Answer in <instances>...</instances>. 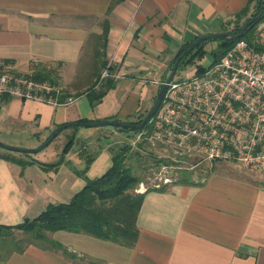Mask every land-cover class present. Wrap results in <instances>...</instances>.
Returning <instances> with one entry per match:
<instances>
[{"label": "crops", "instance_id": "obj_1", "mask_svg": "<svg viewBox=\"0 0 264 264\" xmlns=\"http://www.w3.org/2000/svg\"><path fill=\"white\" fill-rule=\"evenodd\" d=\"M248 2L0 0V60L20 72L33 65L54 70L68 94L84 92L101 71L94 58L82 60L83 53L87 47L94 52L91 34H100L107 20L105 54L114 82L94 106L85 94L63 105L1 96L0 141L36 148L62 124L138 120L153 105L179 49L223 29ZM71 127L62 130L63 142L73 136V144L54 168L47 165L59 160L61 148L45 153L44 147L29 157L0 148V154L43 164L21 166L0 158V224H18L50 203L69 201L111 166L113 154L129 139L122 136L127 131L112 127ZM141 193L133 247L55 231L49 237L74 258L30 244L0 264H264V171L214 172Z\"/></svg>", "mask_w": 264, "mask_h": 264}, {"label": "built area", "instance_id": "obj_2", "mask_svg": "<svg viewBox=\"0 0 264 264\" xmlns=\"http://www.w3.org/2000/svg\"><path fill=\"white\" fill-rule=\"evenodd\" d=\"M34 66V65H33ZM36 66V65H35ZM0 60V97L16 96L63 105L59 82L37 80ZM109 76L108 69L100 79ZM137 138L197 160L233 161L264 171V32L249 42L238 38L208 67L167 84L163 100Z\"/></svg>", "mask_w": 264, "mask_h": 264}, {"label": "trees", "instance_id": "obj_3", "mask_svg": "<svg viewBox=\"0 0 264 264\" xmlns=\"http://www.w3.org/2000/svg\"><path fill=\"white\" fill-rule=\"evenodd\" d=\"M253 2L255 3V12L252 17L257 16L264 10V0H249L247 6L241 12L232 17L237 18L242 16ZM229 20L230 18L224 23V25L227 24ZM263 21L264 11L248 25L241 38L252 42L256 38L255 31L257 30L258 25ZM101 25L102 32L100 34H91L90 42L94 50L93 60L97 66H100L99 69L102 72L105 68L112 70V67L108 65L105 54L109 22L104 20ZM239 28L240 25L238 24L230 30L223 29V32L238 33ZM236 40L237 39L218 40L219 44L217 50L215 51L213 60H216L219 53H224L226 49H228ZM207 41L198 45L194 50L189 52L188 55L183 56L180 64L191 61L193 62L195 57L203 55V45ZM189 44L190 43L188 42L179 49L173 59L170 69H172L175 60L182 54ZM32 68L33 78L37 80L48 79L52 82H57L55 74L53 73L54 70H48L46 68L40 69L35 65ZM200 69L202 68H199V70ZM101 72L99 73L101 74ZM100 74H98L96 80L84 92L71 95L65 91V93L59 97V102H66L67 97L76 98L81 94H85L89 98L91 105L94 106L114 85L110 76L100 79ZM141 119L142 118H139L138 120L130 123H138ZM112 121L118 122L117 120ZM148 126L149 121L140 130L146 129ZM140 130L133 132L137 133ZM73 141L74 137H69L62 148L59 160L53 164H48L47 166L54 168L59 165L63 161V155L72 146ZM121 150L122 148L120 147L117 151H115L112 156L111 166L103 174L96 178L87 180L85 185L77 191L69 201L56 204L50 203L35 218L25 219L18 224H0V236H2V231L18 230L23 232L24 235L29 238L24 244L19 246L17 245L0 254V260L4 261L12 252L23 251L24 248L30 244L41 248H55L57 250L61 248L62 250L60 251H62L64 255L74 258L75 254L68 252V250L63 248L60 243L49 237V234L55 231L85 234L120 246L128 248L133 247L138 235L136 225L137 214L141 207L144 193H135L131 191L137 179L131 173V168L126 165L124 152ZM23 155L28 157L30 156L29 154ZM0 158L14 162L21 166L33 163L43 165L35 160H23L22 158L9 154H0ZM90 161L91 160L89 158L86 160L87 165ZM178 182L190 183V181H186L185 179H181ZM159 189H163V187ZM4 241L8 240L5 239L3 242Z\"/></svg>", "mask_w": 264, "mask_h": 264}, {"label": "rangeland", "instance_id": "obj_4", "mask_svg": "<svg viewBox=\"0 0 264 264\" xmlns=\"http://www.w3.org/2000/svg\"><path fill=\"white\" fill-rule=\"evenodd\" d=\"M254 4L255 3L253 2L242 16L230 18L227 24L223 26V29L230 30L238 24L240 26L244 24L255 12ZM223 29H219L218 32L215 33L223 32ZM263 32L264 21L258 25L257 30L255 31V37L257 38L258 35ZM218 42V40H208L204 43L203 55L195 57L193 62L191 61L180 64L174 78H187L195 74L199 68L208 67L213 62L215 51L218 48ZM85 49L86 50L83 53L82 60L88 61L93 58L94 52L90 50V47ZM61 87L63 90L66 89L63 85H61ZM143 117L144 116L141 118ZM98 128L111 129V127H88L87 130H96ZM63 132L64 131H62L60 135H57L41 152L53 153L58 149L60 150V148L62 149L65 144L63 142ZM135 134L137 133L133 131L122 132V136L129 137V139H127L125 143L123 142L121 147V151L124 152L126 165L131 168V173L137 179L131 189V191L135 193H141V191L145 189L165 187L169 183L180 181L181 179L195 182L204 179L208 174L214 172L222 171L241 173L242 171H249L248 169L245 170V168L240 166V164L233 161H209L197 160V156L185 157L176 150H164L161 144L155 143L156 141L149 140L148 138H135V136L133 137ZM131 138L132 140H130ZM1 234L0 254L17 245L19 246L24 244L25 241L29 239L28 236L18 230L2 231ZM5 239L8 241L3 242ZM61 246L63 247V245ZM59 250L62 249L59 248Z\"/></svg>", "mask_w": 264, "mask_h": 264}, {"label": "water", "instance_id": "obj_5", "mask_svg": "<svg viewBox=\"0 0 264 264\" xmlns=\"http://www.w3.org/2000/svg\"><path fill=\"white\" fill-rule=\"evenodd\" d=\"M264 11V10H263ZM260 12L257 16L251 17L249 20H247L244 24H242L239 28L238 33H230V32H219V33H211V34H206L197 37L195 40H193L188 47L182 52L181 55L178 56V58L175 60L172 69L162 84L153 105L151 108L148 110V112L145 114V116L141 119L140 122L138 123H121V122H116L112 120H102V121H96V122H71V123H66L57 126L50 134V136L42 142L38 147L36 148H25V147H19V146H13V145H7L3 142L0 141V148L12 152H17V153H23V154H33L41 151L44 147H46L63 129L71 126H84V127H112L115 129H120L123 131H137L142 129L145 124L153 117V115L156 113L157 109L160 107L161 102L163 100L165 91L167 89V84L173 79L175 76V73L177 71V68L180 64L181 58L185 55H188L189 52L194 50L198 45L201 43L207 41V40H235L240 37H242L245 29L248 27V25L254 21L257 17H259L262 13Z\"/></svg>", "mask_w": 264, "mask_h": 264}]
</instances>
